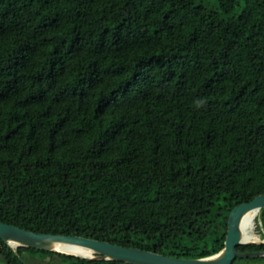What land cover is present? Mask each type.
I'll use <instances>...</instances> for the list:
<instances>
[{
    "label": "trees",
    "instance_id": "obj_1",
    "mask_svg": "<svg viewBox=\"0 0 264 264\" xmlns=\"http://www.w3.org/2000/svg\"><path fill=\"white\" fill-rule=\"evenodd\" d=\"M262 193L264 0H0L1 221L201 258Z\"/></svg>",
    "mask_w": 264,
    "mask_h": 264
},
{
    "label": "water",
    "instance_id": "obj_2",
    "mask_svg": "<svg viewBox=\"0 0 264 264\" xmlns=\"http://www.w3.org/2000/svg\"><path fill=\"white\" fill-rule=\"evenodd\" d=\"M263 208L264 193L257 195L251 201L235 206L229 214L228 229L223 249L211 256L201 258H181L78 235L40 233L1 220L0 239L14 248L25 246L47 251H57L86 259L116 260L127 264H232L236 258L264 256V250L244 251L238 249L243 244L264 242V240L259 242L256 240H245L243 230L241 229L242 219L247 212L252 210L260 212ZM59 242L88 248L93 251V255L83 256L59 251L54 246Z\"/></svg>",
    "mask_w": 264,
    "mask_h": 264
},
{
    "label": "bare ground",
    "instance_id": "obj_3",
    "mask_svg": "<svg viewBox=\"0 0 264 264\" xmlns=\"http://www.w3.org/2000/svg\"><path fill=\"white\" fill-rule=\"evenodd\" d=\"M258 214H259V211L252 210V211L247 212L242 219L241 229L243 230V233H244V239L247 241H252V240L257 239L255 233L253 232V228L255 225V219L258 216ZM54 246L57 250L63 251L66 253L79 254L83 256L93 255L92 250L82 247V246L70 244V243L59 242V243H56Z\"/></svg>",
    "mask_w": 264,
    "mask_h": 264
},
{
    "label": "rangeland",
    "instance_id": "obj_4",
    "mask_svg": "<svg viewBox=\"0 0 264 264\" xmlns=\"http://www.w3.org/2000/svg\"><path fill=\"white\" fill-rule=\"evenodd\" d=\"M259 216H260V212H259L258 216H257L256 219H255V225H254V228H253V232L255 233V235H256V237H257L256 241H258V242L263 240V239L261 238L259 232L257 231V225H258V223H260V221L258 220V219H259ZM15 248H16V247H15ZM29 256L32 257V259H33V258L35 259V261H34L35 264H44V263H42V261H43L44 259L46 260L45 257H41V256H38V255L30 254ZM56 262H57L58 264L60 263L59 260H57ZM0 264H5V261H4V259H3V256L1 255V253H0ZM61 264H66V263H65L64 261H62Z\"/></svg>",
    "mask_w": 264,
    "mask_h": 264
}]
</instances>
